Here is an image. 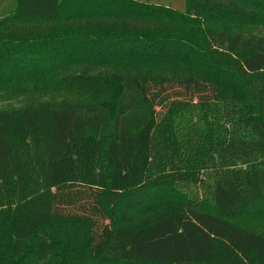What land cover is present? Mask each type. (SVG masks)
<instances>
[{
    "label": "trees",
    "instance_id": "obj_1",
    "mask_svg": "<svg viewBox=\"0 0 264 264\" xmlns=\"http://www.w3.org/2000/svg\"><path fill=\"white\" fill-rule=\"evenodd\" d=\"M153 2L0 0V264H264V0Z\"/></svg>",
    "mask_w": 264,
    "mask_h": 264
},
{
    "label": "rangeland",
    "instance_id": "obj_2",
    "mask_svg": "<svg viewBox=\"0 0 264 264\" xmlns=\"http://www.w3.org/2000/svg\"><path fill=\"white\" fill-rule=\"evenodd\" d=\"M145 1V0H142ZM153 3L156 4H164L167 6H170L172 8H181L182 2L181 0H152ZM231 31H234L236 33L248 36V37H259L264 36V11L258 15V20L245 25H237L231 29ZM233 35H238L235 33H231ZM50 69L49 67L43 66L40 71V77L39 79L42 80L48 73ZM46 79V78H45ZM45 81V80H44ZM46 85H49L47 83ZM1 88V87H0ZM4 88V87H3ZM10 95V96H9ZM8 97V98H6ZM13 96L9 92H4L3 90H0V108L6 107L8 104L15 103L14 99H12ZM171 204L170 202V196L165 194L164 196H153L146 204H144L141 208L137 210L139 214H144V216L147 215H153L156 213H159L163 211L167 206ZM142 216V215H140ZM242 227L251 229L255 232H264V215L257 216V217H246L242 220H238L237 222Z\"/></svg>",
    "mask_w": 264,
    "mask_h": 264
}]
</instances>
